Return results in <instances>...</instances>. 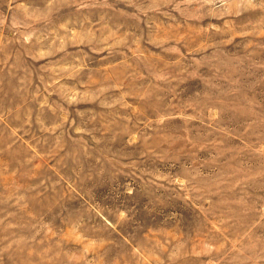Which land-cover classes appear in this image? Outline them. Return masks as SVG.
Returning a JSON list of instances; mask_svg holds the SVG:
<instances>
[{
  "label": "rangeland",
  "instance_id": "obj_1",
  "mask_svg": "<svg viewBox=\"0 0 264 264\" xmlns=\"http://www.w3.org/2000/svg\"><path fill=\"white\" fill-rule=\"evenodd\" d=\"M0 264H264V0H0Z\"/></svg>",
  "mask_w": 264,
  "mask_h": 264
}]
</instances>
